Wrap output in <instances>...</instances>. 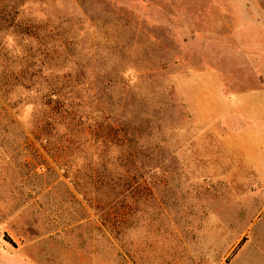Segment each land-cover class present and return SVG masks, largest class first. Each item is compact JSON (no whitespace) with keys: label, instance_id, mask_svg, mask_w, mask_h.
I'll list each match as a JSON object with an SVG mask.
<instances>
[{"label":"rangeland","instance_id":"1","mask_svg":"<svg viewBox=\"0 0 264 264\" xmlns=\"http://www.w3.org/2000/svg\"><path fill=\"white\" fill-rule=\"evenodd\" d=\"M1 16L0 264H264V0Z\"/></svg>","mask_w":264,"mask_h":264},{"label":"trees","instance_id":"2","mask_svg":"<svg viewBox=\"0 0 264 264\" xmlns=\"http://www.w3.org/2000/svg\"><path fill=\"white\" fill-rule=\"evenodd\" d=\"M15 21H16L15 18L6 17V16L0 17V25L2 23V25H7L8 28H10V27L18 28V26L15 25ZM20 36L26 37L28 35L25 33H21ZM21 76L23 78H26V80L27 79L29 81L32 80V79H29L27 73L24 70L21 71ZM23 81H25V79ZM57 95H58V92H57ZM57 95H56L55 91H52L51 95H50V99H52V100H54V102H56L57 101V98H56ZM67 118H72L70 113L67 115ZM79 120L82 123V118H79ZM115 123L116 122H112V120L110 118H104L102 123H100L99 125H95L93 130H90L91 135H90L89 139L93 143L99 144L102 147H104L105 150H108L109 147H112V146H115L116 148H121V149L125 146H128V144H126V143L133 142V138H129L128 142H127V140H125V138L128 139V137L131 136V134L129 133V131L127 129L116 126ZM88 130H89V128H88ZM5 239H7L8 242H10L11 244L14 245V243L12 242V240H10L8 238V236L5 235ZM241 246H242V242L238 245L237 249L234 251L233 254H235L236 251Z\"/></svg>","mask_w":264,"mask_h":264}]
</instances>
